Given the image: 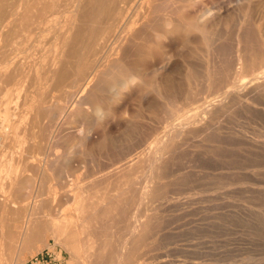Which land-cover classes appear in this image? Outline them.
<instances>
[{
    "label": "bare ground",
    "instance_id": "obj_1",
    "mask_svg": "<svg viewBox=\"0 0 264 264\" xmlns=\"http://www.w3.org/2000/svg\"><path fill=\"white\" fill-rule=\"evenodd\" d=\"M261 5L264 0H0V110L18 114L28 137L13 156L22 126L5 127L3 120L0 155L10 154L8 164L17 167L59 166L48 143L61 137L53 135L52 101L64 90L69 95L59 113L64 123L78 124L68 134L78 141L70 153L109 154L96 166L103 176L61 196L75 204L73 215L47 226L33 206L13 264L49 247L48 238L70 254L68 264H207L208 255L219 261V119L232 103L264 98V18L248 16ZM45 35L53 41L43 61L33 62L31 44Z\"/></svg>",
    "mask_w": 264,
    "mask_h": 264
},
{
    "label": "rangeland",
    "instance_id": "obj_2",
    "mask_svg": "<svg viewBox=\"0 0 264 264\" xmlns=\"http://www.w3.org/2000/svg\"><path fill=\"white\" fill-rule=\"evenodd\" d=\"M263 13L264 7L261 5L253 11H249L248 16L250 18L253 17L251 19L256 21L264 18ZM226 20L229 29H231L232 17H228ZM35 39L37 40L35 41ZM35 39L31 44L35 49V51L32 49L31 52L32 54L35 53L33 54L34 56L32 55L35 59L31 56L32 58H30V60H34L33 62H40L43 61L42 55L45 54V50L49 48V44L52 43L53 39L48 35L35 37ZM36 49L41 53L37 52ZM38 54H40V59L36 60L39 58ZM183 75H180L182 80L185 78ZM59 94H63L61 96L64 100L58 98L61 97ZM56 95H58L57 98ZM68 95L69 93H66L65 90L64 93L63 91H61V93L57 92L52 101L54 105L57 103L53 111L57 113V116L53 119L52 128V131L56 130L57 132H53V135L56 133L61 136L58 141L53 140L48 143L49 146H51L50 144L52 143V149L56 147V152L53 150L54 152L51 153L52 156L49 158L55 159V157H57L56 155L60 158V164L56 169L47 170L46 172L44 168L36 170L29 164L25 166L19 165V167H17L15 164H8L11 158L10 154L4 157L0 155V235L2 236H0V243H2L1 245L3 246L0 247V256L2 255L3 257H0V264H13L15 262L17 257L15 252L19 238L25 234L23 228L26 226L27 219L29 220L28 216L34 207L36 213L42 214V218L44 216V221H46L45 223H47V226L50 225L54 217L59 220L64 217L68 218L74 213L75 204L70 202L69 205L63 202L61 196H71L73 192L74 195L77 193V190L79 191L80 188H87L91 182L105 174V172L98 173V167L96 166L102 165L103 162L107 161V157H109V154H107L108 151L100 155L98 149L94 150L93 153L88 156L90 159L83 155L70 153L69 149L77 145L78 141L74 136L68 134L74 131L78 127V124L64 123L65 116L59 113V109L62 105H65ZM59 101L64 104H61ZM243 101L246 102L245 99ZM229 108L230 109H227L219 119L220 132L222 134L221 159L224 173V179L221 185L223 228L218 238L221 254L219 261H215L216 259L218 260L217 257L208 255L207 264H264V98L248 100L247 103L235 102L232 103ZM0 112H2L0 116L2 115L3 118L0 117V122L5 121L3 123L5 127L14 124L16 121L19 125L21 123L20 126L22 127H19L17 133V135H19L17 137L19 138L17 139V137H15L13 140L14 143H12L13 152L15 151L13 156H18L27 146L28 137L25 139L27 132L25 126H23L25 125L24 121L13 111L5 113L4 109L1 108ZM9 114L10 116L8 117ZM12 114L14 116H12ZM60 114L63 117L60 116ZM3 116H7L9 119ZM138 118L143 121L140 116H138ZM19 131H21L22 134ZM0 135H3V129L1 127ZM212 140V137H210L208 143L212 144ZM21 144H24V147L21 146ZM19 147H23V149L20 150L18 149ZM17 149L20 151L17 152ZM65 154L66 156L64 157L63 155ZM7 156L9 158L6 159ZM42 173L45 177H42ZM81 173L84 174V176ZM76 176L77 179H75ZM7 181L11 184H8ZM46 181L47 183H45ZM17 183L18 185H16ZM11 194L12 196H10ZM7 199L9 200L6 201ZM37 199L43 200L39 203ZM6 202H8V204ZM13 206L18 207V210L16 211ZM70 208L73 211H71ZM5 211H7V214ZM15 212L19 215L17 216ZM43 213H45V215ZM47 242L49 247L45 249H57L66 257L68 264L70 254L61 246L56 245L53 238H48ZM31 257L33 256L27 255L25 261L21 264H26Z\"/></svg>",
    "mask_w": 264,
    "mask_h": 264
},
{
    "label": "built area",
    "instance_id": "obj_3",
    "mask_svg": "<svg viewBox=\"0 0 264 264\" xmlns=\"http://www.w3.org/2000/svg\"><path fill=\"white\" fill-rule=\"evenodd\" d=\"M26 264H67V260L57 249H45L31 257Z\"/></svg>",
    "mask_w": 264,
    "mask_h": 264
}]
</instances>
